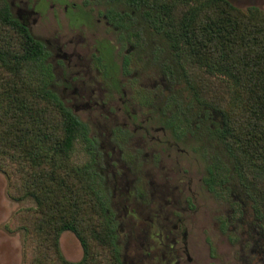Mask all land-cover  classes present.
Returning a JSON list of instances; mask_svg holds the SVG:
<instances>
[{
    "label": "rangeland",
    "instance_id": "rangeland-1",
    "mask_svg": "<svg viewBox=\"0 0 264 264\" xmlns=\"http://www.w3.org/2000/svg\"><path fill=\"white\" fill-rule=\"evenodd\" d=\"M24 1L40 2L37 9L41 18L31 30L52 52L49 61L56 69L49 79L47 69L40 63L41 71H28L27 78L32 81L34 75L48 89L66 96L67 106L87 125L92 136L89 143L81 136L76 140L69 157L75 168L90 166L94 186L103 192L101 171L107 158L101 146L113 135L111 141L117 152L122 151L124 162L142 172V181L149 184L146 175L151 169L162 177L172 173L169 186H179L178 193L183 196L181 208L186 212L181 216L187 219L192 264H264V219L257 217L255 203L241 185L234 160L217 133L222 126L221 108L230 96L224 77L210 75L191 63H178L166 35L151 24L142 9L126 2L51 0L56 4L52 9L50 1ZM7 2L18 4L20 0ZM231 2L242 13L253 7L264 13V0ZM111 10L131 15L134 23L127 26L128 34L106 29L103 16ZM133 35L139 37L144 50L138 65L127 64L125 58V38L131 40ZM105 39L112 40L115 47L111 58L114 64L109 58L111 69L94 52ZM56 43L64 50L76 49L83 54L84 66L92 60L87 70L92 71L97 85L91 87V109L77 112L81 102L68 97L72 90L63 93L62 68L56 67L53 57ZM50 69L54 71L51 66ZM72 69L71 74L81 70ZM81 79L78 77L75 83ZM197 98L214 109L201 106ZM162 128L166 134L156 132ZM153 150L159 151L156 162L146 156ZM16 178L0 169V264H62L56 253L50 256L53 253L49 246L40 251L37 245L36 249V236L25 230L37 201L10 196V184L11 193H17ZM209 178L216 184L211 185ZM148 184L143 191L151 188ZM186 199L190 201L188 206ZM105 201L108 203L109 198L105 197ZM59 251L69 263L84 258L82 243L71 231L60 235Z\"/></svg>",
    "mask_w": 264,
    "mask_h": 264
},
{
    "label": "trees",
    "instance_id": "trees-1",
    "mask_svg": "<svg viewBox=\"0 0 264 264\" xmlns=\"http://www.w3.org/2000/svg\"><path fill=\"white\" fill-rule=\"evenodd\" d=\"M126 1L160 21L158 29L178 63L228 82L218 137L263 220L264 13L255 7L242 13L231 0ZM44 54L43 43L14 17L7 0H0V169L17 177V193L10 184L9 194L37 201L29 226L24 225L36 236V249L49 246L50 256L56 253L62 264H122L107 202L94 186L90 166L76 169L69 160L80 136L91 142L87 127L42 79L27 78L28 71H41ZM208 182L216 184L212 178ZM65 231L82 243L84 258L78 263L60 255Z\"/></svg>",
    "mask_w": 264,
    "mask_h": 264
},
{
    "label": "flooded vegetation",
    "instance_id": "flooded-vegetation-1",
    "mask_svg": "<svg viewBox=\"0 0 264 264\" xmlns=\"http://www.w3.org/2000/svg\"><path fill=\"white\" fill-rule=\"evenodd\" d=\"M48 1H50L49 7L54 9L56 4L51 0H46L47 3ZM119 1L128 3L126 0ZM39 3L35 1V3L31 4L29 1L20 0L18 4H15V2L9 4L14 17L32 34V26L37 25L41 18V12L37 9ZM130 6L137 7L133 4H130ZM103 19L105 20L106 29L113 28L126 34L129 32L127 26H133L134 23V21H131V15L125 13V11L119 13L111 10L103 16ZM98 22L102 23V20L99 19ZM150 22L159 31L158 25L160 21ZM126 36L129 37L128 35ZM132 37L131 40L125 38V42L128 44L125 50L126 63L134 62L138 65L144 50L140 45L139 37L136 35ZM35 38L44 45L45 54L42 64L44 69H47L50 79V77L54 76L53 73L55 74L56 70L54 64L49 61V54H52V52L47 50V46L40 38L37 36ZM104 42V45L100 44L95 47L94 52L98 58H103L106 67L110 68L109 58L110 62L114 64L111 58L115 47L110 39H105ZM48 43L52 45L50 41ZM172 52L174 54L173 50ZM53 57L56 67L62 68L60 75L63 79V93L72 90V96L68 97H72L74 101L81 102L80 106H76V111L91 109V102L94 100L90 94L93 92L91 87H96L97 85L96 77L93 76L92 71L87 70L92 60L84 66L83 54L76 49H72V51L64 50L60 43H56ZM94 57L96 56L94 55ZM174 57L176 58L175 54ZM50 66L53 68V72ZM77 67H80L81 70L77 73L74 71L71 74L72 68L76 69ZM78 77L82 79L76 84L75 81ZM54 93L69 109L66 104L67 97L57 94L55 89ZM73 114L75 115L74 112ZM84 125L87 127L86 124ZM87 132L88 136H90L88 138H92L89 135L90 130L88 127ZM156 132L166 134V129L162 128ZM112 138L113 135L110 134L101 146L107 158L105 169L101 171V186L103 187V192L101 190V193L104 198H109L107 203L108 214L116 230V242L119 247L122 264H192L194 262L193 248H190L189 230L185 225V220L187 219L185 218L184 220L181 216L182 213L186 212L185 209L181 208L183 196L178 193V190H180L179 186L173 189L169 186L173 180L172 173L164 174L162 177L156 173V170L147 171L146 177L150 179L151 188L149 190L145 189L149 192L143 191L144 187L146 188V184H148V182L142 181L144 175L142 176V172L135 166L124 162L123 152H117V147L111 141ZM158 140L160 141V139ZM157 154H159V151L153 150L151 153H147L146 156L156 162ZM169 158L171 157L169 156ZM185 202L187 206L188 202L190 203L187 199Z\"/></svg>",
    "mask_w": 264,
    "mask_h": 264
}]
</instances>
